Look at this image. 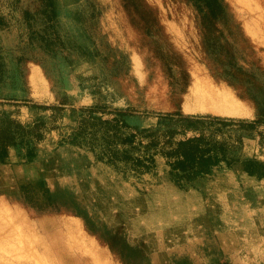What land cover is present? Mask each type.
Instances as JSON below:
<instances>
[{
  "label": "rangeland",
  "instance_id": "obj_1",
  "mask_svg": "<svg viewBox=\"0 0 264 264\" xmlns=\"http://www.w3.org/2000/svg\"><path fill=\"white\" fill-rule=\"evenodd\" d=\"M97 1L106 82L94 92V64L79 58L65 38L66 5L61 21L51 25L34 12L37 0H0L10 25L0 32L3 46L13 47L25 68L22 89L0 82L6 94L0 110L24 122L35 111L57 114L59 126L47 138L0 148V264H86L91 254L95 264H264V180L245 176L240 164L200 181L197 190H179L167 180L162 155L155 156L154 170L126 177L123 168L90 151L55 142L70 131L80 108L93 107L108 118L129 112L137 125L123 131L143 142L170 134L224 135L241 141L245 156L264 159V122L255 121L264 108L244 86L214 78L199 49L202 29L218 57L230 59L254 79L255 90H264V0H144L159 22L149 33L129 0ZM167 59L177 67L167 68ZM181 68L190 77L178 95ZM105 94L114 99L103 104ZM197 99L202 108L191 111ZM178 103L186 115L175 113ZM29 151L34 160L20 161ZM58 234H70L67 248L88 254L70 249L60 262Z\"/></svg>",
  "mask_w": 264,
  "mask_h": 264
},
{
  "label": "trees",
  "instance_id": "obj_2",
  "mask_svg": "<svg viewBox=\"0 0 264 264\" xmlns=\"http://www.w3.org/2000/svg\"><path fill=\"white\" fill-rule=\"evenodd\" d=\"M38 4L34 12L43 13L51 24L61 21L60 8L65 6V19L67 30L65 38L69 48L82 58L93 63L96 68L90 81L93 84L91 91H97L98 85L105 84L103 60L106 57L104 40L99 32V20L102 13L97 0H37ZM142 21V29L149 33L159 26L158 18L153 8L144 0H129ZM25 18H29L28 9L23 10ZM9 21L0 13V32L8 30ZM55 37L58 38L57 33ZM0 34V82H7L12 87L22 89V80L25 74L22 57L15 53L13 47L5 48ZM169 51L173 55L177 51L174 45L169 43ZM199 49L207 67L214 78L223 79L236 89L244 86V91L264 108V90L254 89V79L242 72L230 59L218 57L209 45L205 32H199ZM172 53V52H171ZM172 56V54H170ZM178 62L167 59L164 65L177 67ZM30 68H28V71ZM49 74L48 72H46ZM183 79L182 89L176 92L182 94L183 88L189 82V72L181 68ZM1 96H5L0 92ZM10 95L14 96L13 93ZM104 103L114 99L110 95H104ZM179 97V96H178ZM180 98V97H179ZM180 116L186 115L180 104L175 111ZM131 114L124 110H117L115 118L104 117L93 107L80 108L74 116L75 124L71 126L67 134L61 133L56 139L57 148L71 146L82 152H92L98 158L110 165L123 168L124 175L140 174L152 167L157 154L165 158L168 166L167 180L179 190L195 189L200 181L215 175L221 169H231L240 164V171L247 177L257 181L264 180V159L256 156H245L242 153L241 141L235 142L224 135H204L203 133L176 138L174 134L164 137L162 140L149 138L137 139L136 134L123 131L124 128L137 125L136 121H130ZM57 114H47L35 111L33 119L24 122L18 119L9 109L0 110V148L8 144L20 146L28 140H41L49 137V130L58 129L56 124ZM256 122H264V116L255 119ZM137 139V140H136ZM138 149V151H137ZM5 154L0 151V160H4ZM35 156L31 151L24 156L20 155V161L32 162ZM40 180V179H39ZM24 182L19 184L22 188Z\"/></svg>",
  "mask_w": 264,
  "mask_h": 264
},
{
  "label": "bare ground",
  "instance_id": "obj_3",
  "mask_svg": "<svg viewBox=\"0 0 264 264\" xmlns=\"http://www.w3.org/2000/svg\"><path fill=\"white\" fill-rule=\"evenodd\" d=\"M202 100H204V102H205V100L206 99H209V96H207V93H203L202 94V96L200 97ZM55 154V153H54ZM57 154V153H56ZM59 155V157H60V154H58ZM53 156H56V157H58L57 155H53ZM52 157V156H51ZM51 157H50V159H51ZM55 157V158H56ZM41 159V158H40ZM43 159V158H42ZM47 159V158H46ZM49 159V160H50ZM58 159V158H57ZM39 160V159H38ZM59 160V159H58ZM57 160V161H58ZM43 162V161H42ZM49 162V161H48ZM51 162V161H50ZM60 162H62V160L60 161ZM46 163V162H45ZM54 163V162H53ZM52 163V164H53ZM57 163H59V162H57ZM30 167H32V166H30ZM50 168V167H49ZM44 169V168H43ZM51 170V169H50ZM41 173V172H40ZM39 173V174H40ZM42 175H43V172H42ZM40 176V175H39ZM39 178V177H38ZM48 185V184H47ZM44 188H45V186H44ZM47 189H49L48 187H47ZM40 190V189H39ZM51 192V191H50ZM49 196H51L50 194H49ZM62 197V196H61ZM70 198H71V196H69ZM49 198H51V197H49ZM136 198V197H135ZM51 199H53V198H51ZM71 199H73V198H71ZM69 200V199H68ZM75 200V199H74ZM73 200V201H74ZM78 200V199H77ZM81 200V199H80ZM158 200V199H157ZM70 201V200H69ZM79 201V200H78ZM134 202V201H133ZM132 202V203H133ZM76 203V202H75ZM129 203V202H128ZM159 203V202H158ZM136 204V203H135ZM161 204V203H160ZM163 204V203H162ZM77 206V205H76ZM123 206V205H122ZM125 207V206H124ZM77 208H80V207H77ZM140 208V207H139ZM76 209V208H75ZM82 209V208H81ZM83 209H85V208H83ZM86 209H87V207H86ZM136 210V209H135ZM127 211V210H126ZM167 211V210H166ZM173 211V210H172ZM86 212H88L87 210H86ZM129 212V211H128ZM142 213H143V211H141ZM147 212V211H146ZM80 213V212H79ZM122 213H124V212H122ZM125 214V213H124ZM144 214V213H143ZM142 214V215H143ZM127 215V214H126ZM135 215V214H134ZM139 215V214H138ZM171 215V214H170ZM99 216H101V215H99ZM131 216V215H130ZM133 216V215H132ZM140 216V215H139ZM135 217V216H134ZM122 218H124V216L122 217ZM130 218H132V217H130ZM112 219H114V218H112ZM125 219V218H124ZM129 219V218H128ZM133 219V218H132ZM131 220V219H130ZM129 220V221H130ZM128 221V220H127ZM134 221V220H133ZM66 223L65 222H63V225H65ZM129 224V223H128ZM127 224V225H128ZM148 226V225H147ZM132 227V226H131ZM135 227V226H134ZM177 229V228H176ZM127 230V229H126ZM146 230H147V228H146ZM136 231V230H135ZM138 231H139V229H138ZM148 232V231H147ZM146 232V233H147ZM152 232V231H151ZM150 232V233H151ZM132 233H134V231L132 232ZM154 233V232H153ZM176 233V232H175ZM59 235V241L56 243V245H55V249H54V253L56 254V255H58L59 256V261L61 262V254L63 253V252H68L70 249H71V252H76V253H87L88 254V252L87 251H84V250H81L82 252H79V251H77L78 250V248H76V247H69V248H67V246H66V239H67V237H69L70 236V234H58ZM151 237V236H150ZM65 240H64V239ZM63 240H64V242H63ZM44 244V243H43ZM59 245V246H58ZM70 246V245H69ZM45 247V246H44ZM73 249V250H72ZM47 250V249H46ZM48 252V251H47ZM90 255V254H89ZM91 256V260H90V264H95V262H97V260L93 257V255L91 254L90 255Z\"/></svg>",
  "mask_w": 264,
  "mask_h": 264
},
{
  "label": "crops",
  "instance_id": "obj_4",
  "mask_svg": "<svg viewBox=\"0 0 264 264\" xmlns=\"http://www.w3.org/2000/svg\"><path fill=\"white\" fill-rule=\"evenodd\" d=\"M28 73H29V71H28ZM26 78H27V83L29 84L28 74L26 75ZM200 101H201L200 99H197L196 101L193 102V105L191 106V109H192L191 111H199L202 108V106L200 105ZM185 111L191 112V111H188V110H185ZM61 260H62V257H61ZM86 264H90V262H87Z\"/></svg>",
  "mask_w": 264,
  "mask_h": 264
}]
</instances>
